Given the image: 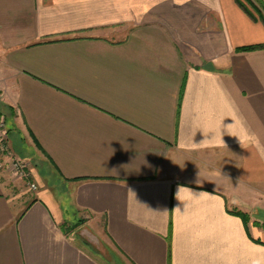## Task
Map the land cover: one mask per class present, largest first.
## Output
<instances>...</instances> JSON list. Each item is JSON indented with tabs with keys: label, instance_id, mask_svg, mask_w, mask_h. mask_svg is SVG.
Returning <instances> with one entry per match:
<instances>
[{
	"label": "crops",
	"instance_id": "0c3cea01",
	"mask_svg": "<svg viewBox=\"0 0 264 264\" xmlns=\"http://www.w3.org/2000/svg\"><path fill=\"white\" fill-rule=\"evenodd\" d=\"M260 43L248 0H0V264H264Z\"/></svg>",
	"mask_w": 264,
	"mask_h": 264
},
{
	"label": "built area",
	"instance_id": "2783aa9c",
	"mask_svg": "<svg viewBox=\"0 0 264 264\" xmlns=\"http://www.w3.org/2000/svg\"><path fill=\"white\" fill-rule=\"evenodd\" d=\"M29 166L30 163L20 158L11 148L7 124L0 119V170L7 171L15 179L23 180L30 189L35 190L38 187L32 179Z\"/></svg>",
	"mask_w": 264,
	"mask_h": 264
},
{
	"label": "trees",
	"instance_id": "16d2710c",
	"mask_svg": "<svg viewBox=\"0 0 264 264\" xmlns=\"http://www.w3.org/2000/svg\"><path fill=\"white\" fill-rule=\"evenodd\" d=\"M249 1V3H250V5L252 6V7H254L255 8V10H256V12H257V14H258V17L262 20V21H264V2L263 1H259V4L260 5H257V4H255L254 2H252V0H248ZM240 3H241V5H244V6H246L245 4H243L241 1H240ZM246 9L250 12V10H249V8L246 6ZM251 13V12H250ZM252 14V13H251ZM252 16L254 17V18H256V16L254 15V14H252ZM262 48H264V43H260V44H254V45H249V46H244V47H242V49L243 50H255V49H262ZM10 110V109H9ZM11 115L13 114V111L10 113ZM2 115V113H1V111H0V116ZM7 118V117H6ZM236 214H239V215H241L242 217H244V218H246L247 216L244 214V213H242V212H236Z\"/></svg>",
	"mask_w": 264,
	"mask_h": 264
},
{
	"label": "rangeland",
	"instance_id": "374dc122",
	"mask_svg": "<svg viewBox=\"0 0 264 264\" xmlns=\"http://www.w3.org/2000/svg\"><path fill=\"white\" fill-rule=\"evenodd\" d=\"M4 108H3V106L0 104V111H1V113H2V115L0 116V119H2V120H4L5 122H6V124H7V119H8V114H6V112H4V110H3ZM11 112H12V110H10ZM7 117V118H6ZM10 145H11V148L13 149V147H12V144H11V140H10ZM21 158V157H20ZM23 159V158H22ZM30 163V162H29ZM32 179H33V177H32ZM17 180H19L20 182H23V186H25V188L24 189H29V190H33V191H36V190H38V188H39V186H38V184H37V182L33 179V181L34 182H36V184H37V189H30L29 188V186L27 185V183L26 182H24L23 180H20V179H17ZM84 221V216H80V217H77V218H70L69 219V221L67 222V227L70 229V230H73V229H75V228H77L80 224H81V222H83ZM103 248L101 247V251H100V253H101V255H103L104 254V249L102 250Z\"/></svg>",
	"mask_w": 264,
	"mask_h": 264
},
{
	"label": "clouds",
	"instance_id": "9594fccd",
	"mask_svg": "<svg viewBox=\"0 0 264 264\" xmlns=\"http://www.w3.org/2000/svg\"><path fill=\"white\" fill-rule=\"evenodd\" d=\"M178 209V208H177Z\"/></svg>",
	"mask_w": 264,
	"mask_h": 264
}]
</instances>
